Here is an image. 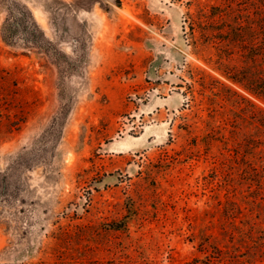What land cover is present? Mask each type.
<instances>
[{"label":"rangeland","instance_id":"1","mask_svg":"<svg viewBox=\"0 0 264 264\" xmlns=\"http://www.w3.org/2000/svg\"><path fill=\"white\" fill-rule=\"evenodd\" d=\"M253 88L264 0H0V264H264Z\"/></svg>","mask_w":264,"mask_h":264},{"label":"trees","instance_id":"2","mask_svg":"<svg viewBox=\"0 0 264 264\" xmlns=\"http://www.w3.org/2000/svg\"><path fill=\"white\" fill-rule=\"evenodd\" d=\"M233 79H237V78L233 77ZM253 90L256 92V94L264 96V94H262L263 92H257L258 90L256 88H253Z\"/></svg>","mask_w":264,"mask_h":264}]
</instances>
